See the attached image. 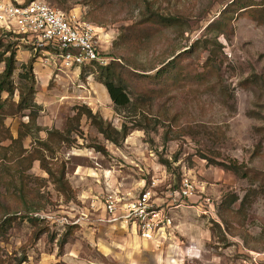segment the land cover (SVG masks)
Instances as JSON below:
<instances>
[{"label": "rangeland", "instance_id": "374dc122", "mask_svg": "<svg viewBox=\"0 0 264 264\" xmlns=\"http://www.w3.org/2000/svg\"><path fill=\"white\" fill-rule=\"evenodd\" d=\"M46 1L102 27L100 48L118 59L133 105L118 113L94 74L41 52L34 66L43 131L24 147L32 152L84 105L134 129L116 145L83 116L73 145L43 152L48 166L64 171V189L38 160L0 161V222L12 218L9 231L0 230V264H264V22L238 13L224 20L233 0ZM153 14L170 24L148 20ZM19 41L16 83L35 54ZM21 121L27 117L6 120L14 136ZM229 160L248 175L225 168ZM184 178L195 196L176 200ZM147 189L172 218L153 240L137 237L123 218L111 221L105 208L109 196L124 207Z\"/></svg>", "mask_w": 264, "mask_h": 264}, {"label": "trees", "instance_id": "16d2710c", "mask_svg": "<svg viewBox=\"0 0 264 264\" xmlns=\"http://www.w3.org/2000/svg\"><path fill=\"white\" fill-rule=\"evenodd\" d=\"M33 0H25L24 3H29ZM230 9H233L230 11ZM64 11V10H63ZM68 12V11H65ZM230 13L244 14L246 17L258 22H264V0L258 2L255 0H233L223 11V18L227 20ZM149 16V15H148ZM148 20L169 25V18H165L159 14L151 15ZM224 23V22H223ZM98 26V25H97ZM100 27V26H98ZM102 28V27H101ZM20 41L15 39V34L12 32L3 31L0 29V65L3 64V69L0 71V161L4 159L15 158L19 164L29 162L33 164L38 160L40 167L48 174L56 186H61L64 189L67 185L65 182L64 171H56L47 165L43 152H53L54 145H73L76 140L73 138V133L79 134L80 121L83 116L90 120L91 124L95 125L98 131L112 143L119 145L124 141L131 132L134 124L129 125L128 122H123L120 129L114 127L112 123L105 121L102 116L94 112L89 106H79L73 116L67 119L65 127L62 131L57 128L46 130V138L39 139V147L32 152L24 147L26 138L33 136L43 129L38 124V117L42 110V106L36 101V72L35 62L39 56L38 52L31 55L28 62L22 63L20 66L19 82L14 80L15 71L18 69L17 51L20 47ZM28 46V45H26ZM179 55V54H178ZM178 55H173V58L168 62H163L155 69V78H162L167 71V68ZM112 60L101 65L97 62H92L81 67V73L94 74L96 81L102 83L111 98L115 110L118 113L129 111L133 105L132 98L127 91V85L123 78L121 65L117 62L118 59L112 56ZM258 82V80H253ZM17 93V100L15 95ZM27 117V121H21L17 129L16 136L13 135L10 127L6 124L8 118ZM130 122H134L131 118ZM7 142V144H6ZM98 151L106 152L104 146L95 145ZM28 152V153H26ZM223 166L232 170L237 175L246 177L247 171H243L242 164L236 160H229ZM242 174V175H241ZM12 226V218L7 217L0 222V230L2 233H7ZM24 260H20L18 264H22Z\"/></svg>", "mask_w": 264, "mask_h": 264}, {"label": "built area", "instance_id": "2783aa9c", "mask_svg": "<svg viewBox=\"0 0 264 264\" xmlns=\"http://www.w3.org/2000/svg\"><path fill=\"white\" fill-rule=\"evenodd\" d=\"M24 1L0 0V29L15 34L31 46L34 53L58 56L70 69L92 62L106 65L112 60L113 57L100 48L101 27L86 21L77 12H65L46 0ZM152 194L153 190L147 189L124 207H121L120 199L109 196L105 208L112 216L110 220L123 218L124 222H130L144 240L164 234L172 225V218L155 206ZM172 195L176 200H190L195 196V184L184 178Z\"/></svg>", "mask_w": 264, "mask_h": 264}, {"label": "crops", "instance_id": "0c3cea01", "mask_svg": "<svg viewBox=\"0 0 264 264\" xmlns=\"http://www.w3.org/2000/svg\"><path fill=\"white\" fill-rule=\"evenodd\" d=\"M124 223H125V222H124ZM123 226H124V225H123ZM132 232L135 233L137 237H140V236L137 234V232H136V230L134 229L133 226H132Z\"/></svg>", "mask_w": 264, "mask_h": 264}]
</instances>
